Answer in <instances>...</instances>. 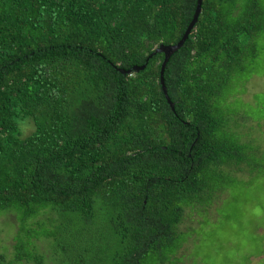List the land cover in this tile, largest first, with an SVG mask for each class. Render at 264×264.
Listing matches in <instances>:
<instances>
[{
    "label": "trees",
    "instance_id": "16d2710c",
    "mask_svg": "<svg viewBox=\"0 0 264 264\" xmlns=\"http://www.w3.org/2000/svg\"><path fill=\"white\" fill-rule=\"evenodd\" d=\"M194 7L0 0V212L15 214L14 264H43L40 238L67 264H167L179 250L206 177L241 161L218 106L263 15L256 0H201L164 67L171 112L158 85L162 55L146 58L181 38ZM132 66L144 68L115 70ZM46 212L54 217L38 221Z\"/></svg>",
    "mask_w": 264,
    "mask_h": 264
},
{
    "label": "rangeland",
    "instance_id": "374dc122",
    "mask_svg": "<svg viewBox=\"0 0 264 264\" xmlns=\"http://www.w3.org/2000/svg\"><path fill=\"white\" fill-rule=\"evenodd\" d=\"M256 2L263 15L255 18L256 22L250 27L251 40L246 51L249 57L232 80L230 96L219 103L218 113L222 119H227L230 133L233 129L235 135L251 133L261 150L253 149L255 154L246 157L248 168L252 170L249 177L235 182L230 171L206 177L209 188L205 201L194 209L196 211L185 212L179 226L183 243L167 264H264V214L254 215L257 207L264 210V0ZM31 131L30 126L23 135ZM242 146L243 151L251 149L246 139ZM47 214L37 220L54 217ZM16 231L15 214L0 212V254L11 264H14L12 246ZM97 233L101 238V232ZM33 244L43 256V264H67V254L58 249L53 256L49 243L42 238ZM99 245L106 254L112 253V247L103 240Z\"/></svg>",
    "mask_w": 264,
    "mask_h": 264
},
{
    "label": "water",
    "instance_id": "95a60500",
    "mask_svg": "<svg viewBox=\"0 0 264 264\" xmlns=\"http://www.w3.org/2000/svg\"><path fill=\"white\" fill-rule=\"evenodd\" d=\"M200 6H201V0H195V7H194L193 14L191 16V20L189 21L185 30L183 31L181 38L175 44H169V45L160 44L157 47H155L153 52L150 55H148L146 58V60H147L155 54L162 55V61L160 63L159 71H158V85L160 87V91L162 93V96H163V98H164V100H165L166 104L168 105L171 112H173L174 109H173V104L170 102V99L168 98V96L166 94V89L164 86V81H163L164 67H165V64L168 61L169 57L171 55H173L177 50H179L183 46L184 42L186 41L188 35L190 34L191 30L193 29V27L196 23V20L200 14ZM143 68H144V66H139V67L132 66V68L130 70H121L118 68H115V70H116V72H118L121 75H129L130 72L137 73L139 71H142Z\"/></svg>",
    "mask_w": 264,
    "mask_h": 264
},
{
    "label": "flooded vegetation",
    "instance_id": "af4514ba",
    "mask_svg": "<svg viewBox=\"0 0 264 264\" xmlns=\"http://www.w3.org/2000/svg\"><path fill=\"white\" fill-rule=\"evenodd\" d=\"M232 131L234 132V137H233V142L235 144L234 149L238 151V156L240 157L239 160L241 161L232 160V163L229 167L226 166L221 167V170L225 173L230 171L232 180L237 182V180H241L246 176L249 177L252 174V170L248 168V159L246 157L247 155L251 156L252 154H255V152H253V149L261 150V146L256 145L255 143L256 138L254 137V135L251 136V133L247 135H235V130L233 129ZM244 139H246L247 147H251V149L248 151L242 150ZM251 167H254V164L252 162H251Z\"/></svg>",
    "mask_w": 264,
    "mask_h": 264
},
{
    "label": "clouds",
    "instance_id": "9594fccd",
    "mask_svg": "<svg viewBox=\"0 0 264 264\" xmlns=\"http://www.w3.org/2000/svg\"><path fill=\"white\" fill-rule=\"evenodd\" d=\"M30 129V125H28L26 122H21L19 125V131L22 134H27V132ZM264 214V210L260 209L259 207H257L256 209H254V215H261Z\"/></svg>",
    "mask_w": 264,
    "mask_h": 264
}]
</instances>
